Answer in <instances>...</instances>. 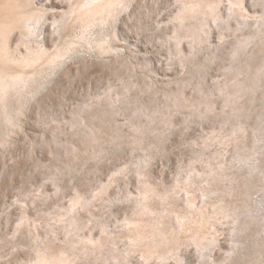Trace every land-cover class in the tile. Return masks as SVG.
<instances>
[{
	"label": "rangeland",
	"instance_id": "1",
	"mask_svg": "<svg viewBox=\"0 0 264 264\" xmlns=\"http://www.w3.org/2000/svg\"><path fill=\"white\" fill-rule=\"evenodd\" d=\"M69 6L33 0L75 44L0 102V264H264V0H126L111 53Z\"/></svg>",
	"mask_w": 264,
	"mask_h": 264
},
{
	"label": "bare ground",
	"instance_id": "2",
	"mask_svg": "<svg viewBox=\"0 0 264 264\" xmlns=\"http://www.w3.org/2000/svg\"><path fill=\"white\" fill-rule=\"evenodd\" d=\"M125 2L126 0H70V8L64 11L63 17L54 18L55 30L61 32L65 28H79L80 32L75 35L76 38L88 41L100 49L101 53H111L115 47L107 40V34H98L93 41H89V34H93L91 32L96 26L107 24L114 19L125 6ZM32 5L33 0H0V102L3 103L10 92L29 81V69L42 62L57 67L75 44L71 41L66 46L57 47L55 52L49 53L43 44L34 41L45 20V14L42 15L34 10ZM207 8H211V5L186 4L178 18L182 21L199 12L206 13ZM16 32H20L19 46H25L26 53H21L19 49L13 50L11 46ZM33 41L38 45H34Z\"/></svg>",
	"mask_w": 264,
	"mask_h": 264
}]
</instances>
